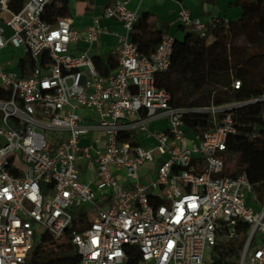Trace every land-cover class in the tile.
I'll return each mask as SVG.
<instances>
[{
    "label": "built area",
    "instance_id": "built-area-1",
    "mask_svg": "<svg viewBox=\"0 0 264 264\" xmlns=\"http://www.w3.org/2000/svg\"><path fill=\"white\" fill-rule=\"evenodd\" d=\"M49 1L24 0L14 11L13 0H0V52L22 47L33 62L23 75L14 57L0 60V264H25L40 230L51 240L70 230L79 264H215L209 249L217 256L236 240L241 247L221 264H264V196L247 204L246 174H222L240 124L233 110L263 106L264 93L235 106L172 104L154 80L170 65L174 36L140 53L129 0L103 8L125 32L109 50L116 67L102 75L87 49L70 44L94 42L105 27L97 18L84 30L69 17L51 24L41 17ZM176 19L204 39L228 20L192 18L185 7ZM204 113L211 126L186 137L185 120ZM159 119L165 127L151 128Z\"/></svg>",
    "mask_w": 264,
    "mask_h": 264
},
{
    "label": "trees",
    "instance_id": "trees-1",
    "mask_svg": "<svg viewBox=\"0 0 264 264\" xmlns=\"http://www.w3.org/2000/svg\"><path fill=\"white\" fill-rule=\"evenodd\" d=\"M181 2L182 0H177ZM214 0H202L212 3ZM24 0H13L17 11ZM230 7H239L240 16L228 19L211 29L207 39L187 31L182 38L174 37L171 61L168 69L155 75L154 84L170 94L174 105L209 106L226 105L232 101H245L264 93V0H235ZM68 0H50L41 17L51 24L58 18L69 17ZM162 29H155L149 12H141L129 33L138 51L149 56L158 46ZM96 69L107 75L116 67V59L108 55L106 60L94 57ZM33 65L30 56L19 61L23 75L29 74ZM234 81H239L237 88ZM211 85L210 91L192 93L189 84ZM233 114L240 123L238 132L226 140L222 153L224 169L222 174L235 177L245 173L255 195L264 196V180L253 166L256 154L264 150V132L253 135L254 126L264 124V105L247 103L236 107ZM221 116V114H220ZM209 114H201L185 120V127L191 130L206 129L211 126ZM12 125V122H11ZM75 222V219H74ZM245 233L247 225L241 224ZM70 230L63 238L51 240L42 237V243L35 247L30 261L25 264H79L80 256L73 251ZM242 241H232L226 250L218 251L213 257L215 264H221L226 257L233 256ZM227 262V261H226ZM233 264V261H228Z\"/></svg>",
    "mask_w": 264,
    "mask_h": 264
},
{
    "label": "crops",
    "instance_id": "crops-1",
    "mask_svg": "<svg viewBox=\"0 0 264 264\" xmlns=\"http://www.w3.org/2000/svg\"><path fill=\"white\" fill-rule=\"evenodd\" d=\"M113 0H68L70 9L69 18L72 21L73 27L79 30H84L91 25L94 19H99L101 25L106 29L100 34L94 42L79 40L76 43L70 44L72 52L87 49L88 53L94 57H100L106 60L110 54V47L114 45L120 35L125 31L120 21L103 17L102 12L106 4ZM235 0H214L212 3L202 2V0H129V8L141 12H149L151 21L155 29H162L163 33H168L174 37L182 38L187 28L183 27L177 21V13L180 7H185L189 10L192 18L208 19L210 17H220L225 19H237L240 16L239 7H230L229 4ZM20 47L12 45L4 47L0 52V60L7 61L11 57L10 53L18 50ZM17 52V51H16ZM19 56H13L16 60L12 65L19 69V61L25 56L22 49ZM116 59V55H112ZM20 70V69H19ZM159 121V122H158ZM151 123L152 128L162 129L165 127V120L159 119ZM150 124V125H151ZM90 175L89 167L82 170L81 178L87 180Z\"/></svg>",
    "mask_w": 264,
    "mask_h": 264
},
{
    "label": "rangeland",
    "instance_id": "rangeland-1",
    "mask_svg": "<svg viewBox=\"0 0 264 264\" xmlns=\"http://www.w3.org/2000/svg\"><path fill=\"white\" fill-rule=\"evenodd\" d=\"M4 49V48H3ZM2 49V50H3ZM17 51V52H16ZM22 51V47L18 48V50H15L13 52H11L10 54L11 55H8L9 57H13V56H19L18 53H21ZM190 91L192 93H198L200 90H203V91H210L212 89V86L211 85H207V86H203L201 84H197V83H193V84H189L188 85ZM228 106H235L237 105V101H232L231 103L229 104H226ZM156 122V121H155ZM159 122V121H158ZM150 127L152 128L153 127V124L150 125ZM51 136L53 137H58V132L57 131H51L50 132ZM185 134H186V137L188 138H193L194 137V133L191 129H187L185 131ZM90 134L86 137L85 140H82L81 143H88L89 142V139H90ZM253 166L257 169V171L260 173V177L262 180H264V150L258 152L256 154V158H255V161L253 163ZM79 168H81L82 170H85V166L84 164L83 165H79ZM253 193L254 191H248L247 189L244 190V194H245V199H246V202L247 204L253 206V207H257L256 205V201L253 199ZM257 198L260 199L258 197V195L256 194ZM41 232L42 230H40L34 237V246L33 248L29 251V254H28V257H27V260L30 261L31 258H32V253H33V250L35 247L39 246L41 243H42V236H41ZM73 251H76L74 248H73ZM207 252V255H208V250L206 251ZM209 255L207 256V260L208 262L210 260H213V257L216 256L212 251L211 249H209Z\"/></svg>",
    "mask_w": 264,
    "mask_h": 264
}]
</instances>
